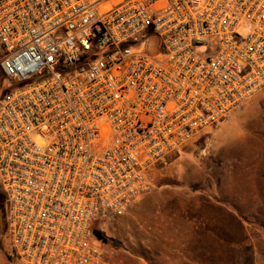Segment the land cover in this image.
<instances>
[{"label":"built area","instance_id":"1","mask_svg":"<svg viewBox=\"0 0 264 264\" xmlns=\"http://www.w3.org/2000/svg\"><path fill=\"white\" fill-rule=\"evenodd\" d=\"M0 190L17 264H120L97 221L264 89V0H0Z\"/></svg>","mask_w":264,"mask_h":264},{"label":"rangeland","instance_id":"2","mask_svg":"<svg viewBox=\"0 0 264 264\" xmlns=\"http://www.w3.org/2000/svg\"><path fill=\"white\" fill-rule=\"evenodd\" d=\"M10 85L0 68V97ZM148 180L150 190L123 214L99 221L115 261L264 264V89L150 167ZM0 264H17L1 194Z\"/></svg>","mask_w":264,"mask_h":264},{"label":"trees","instance_id":"3","mask_svg":"<svg viewBox=\"0 0 264 264\" xmlns=\"http://www.w3.org/2000/svg\"><path fill=\"white\" fill-rule=\"evenodd\" d=\"M5 88V87H4ZM8 88V86L5 88V89H3V94H4V92L6 91V89ZM2 94V95H3ZM2 97V96H1ZM0 97V98H1ZM0 194H1V196H2V198H3V201H4V205H5V200H4V195H3V193H2V191L0 190ZM98 224H99V221H97L95 224H94V226H93V234H94V236H95V238L96 239H98V240H100L101 242H103L102 241V239L101 238H99V236H98V234H97V231H98ZM5 226H6V222H5ZM104 243V242H103Z\"/></svg>","mask_w":264,"mask_h":264}]
</instances>
